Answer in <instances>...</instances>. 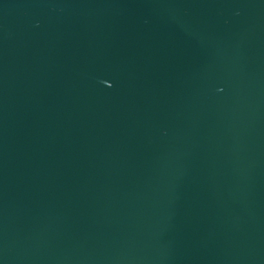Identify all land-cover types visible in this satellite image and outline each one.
<instances>
[{
    "label": "water",
    "instance_id": "1",
    "mask_svg": "<svg viewBox=\"0 0 264 264\" xmlns=\"http://www.w3.org/2000/svg\"><path fill=\"white\" fill-rule=\"evenodd\" d=\"M0 264H264V0H0Z\"/></svg>",
    "mask_w": 264,
    "mask_h": 264
}]
</instances>
